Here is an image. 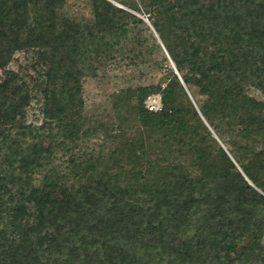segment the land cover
Instances as JSON below:
<instances>
[{
    "label": "trees",
    "instance_id": "obj_1",
    "mask_svg": "<svg viewBox=\"0 0 264 264\" xmlns=\"http://www.w3.org/2000/svg\"><path fill=\"white\" fill-rule=\"evenodd\" d=\"M36 2L0 0L1 68L15 50L35 45L43 47L51 42L38 34V24L28 21V4ZM94 2L96 27L110 30L114 16L101 13L99 8L103 4L116 6L108 0ZM210 3L199 4L198 0L194 3L198 12L191 17L193 30L186 27L184 12H179L177 38L185 44L183 50L179 49L177 38L170 47L167 44L178 69L187 70L183 79L178 80L169 70L168 76H172L165 84L136 89L139 98L148 93L160 94L163 104L158 110L141 107L139 110L142 125L162 127L168 132L165 146L156 150V159L148 166L157 167L156 170H146L141 165L148 156L143 148L116 145L107 154L100 150L93 156L84 151V156H79L82 162L76 167L80 172L77 181H63L56 175L45 177L41 185H35L30 174L31 157L50 151L36 144L26 150L19 149L20 131L26 129L29 91L12 77L0 80V125L4 127L0 142L9 140L12 144L8 146L10 152L0 160V264H76L77 260L78 264H212L219 260L221 252H231L233 258H228L226 264H235L232 261L240 257L236 252L238 236L246 232L251 238L259 237L255 221L264 216H260L264 213V194L248 183L245 176L257 184H260V175L264 176V102L255 100L250 104L227 85L233 66L227 63L234 60L232 45L238 44L242 34L237 24L236 27L230 24L227 10H217L216 3ZM174 7L179 5L173 0H155L153 10L162 13L170 10L175 14ZM45 9L50 14L53 11L51 4L46 3ZM254 13L249 14L252 22L258 20L253 17ZM42 15L38 14L37 19L41 20ZM130 18L137 19L134 15ZM156 30L161 35V29L156 27ZM65 36L61 31L55 40L61 41ZM160 37L167 43L165 36ZM210 47L214 51L208 50ZM167 55L155 60L154 67L167 65L170 59ZM255 65L248 70L252 72L251 81L264 92V76L253 73ZM244 75L250 77L247 73ZM181 81L199 87L205 96L202 106L197 109L188 106ZM68 92L69 96L63 100L45 91L44 116L59 122L65 136L76 140L82 136L79 114L84 102L79 85L73 83ZM248 110L253 115L245 114ZM199 114L208 121L221 118L227 119V124L238 125L235 135L246 144L242 145L238 139L234 145H239L237 151L250 159L244 171H232L235 161L222 145L217 146L218 154L211 157L209 144L213 137L197 127ZM10 129H17V138H9ZM114 130H121V125ZM85 131L95 132L94 129ZM253 142L260 143L261 148H251ZM176 154H186L188 164L202 170L191 173L175 160ZM210 158L214 164H209ZM69 160L75 166L74 157ZM199 202L207 206L210 228L205 238L199 239V233H195L187 240L180 232L188 217L195 213L191 212L194 204ZM197 228L200 231L207 226ZM251 231L254 232L250 234ZM91 246H95V253L89 258ZM141 247L157 251L147 256L140 252ZM161 253L168 256L163 260Z\"/></svg>",
    "mask_w": 264,
    "mask_h": 264
},
{
    "label": "rangeland",
    "instance_id": "obj_2",
    "mask_svg": "<svg viewBox=\"0 0 264 264\" xmlns=\"http://www.w3.org/2000/svg\"><path fill=\"white\" fill-rule=\"evenodd\" d=\"M108 1L116 7L111 8L103 4L99 8L101 13H110L114 16L110 30L106 31L96 27L94 0H37L36 3H29L28 21L32 22L31 24H38L40 30L38 34H43L51 42L43 47L35 45L15 50L5 63V67H0V80L12 77L15 83L26 86L30 95L26 107V129L24 128L25 131L18 129L24 132V134L20 133L22 146L19 149L26 150L27 147L36 144L50 151L49 153L43 151L31 157L30 174L35 185H41L45 177L55 178L56 175L63 181H77L80 172L76 167L80 166L82 161L79 156H84V151L91 152L93 156H96L100 150L107 154L116 145H125L134 149L143 148L148 155L142 161L143 168L152 171L157 168L150 169L148 166L151 160L156 159L154 155L157 153L156 150L165 146L168 132L162 127L159 129L153 127L154 125L147 127L142 125L139 110L140 107L148 110L160 109L163 106L161 96L158 93H148L139 98L136 89L151 84H165L172 76H168L169 70H172L178 80L183 79L182 76L187 70L181 67H179L181 70L178 69L175 59L167 49V44L170 47L172 40L180 35L177 25H180L178 14L181 10L187 17L186 27L193 30L191 17L196 11L198 12L194 7L196 0H173V3L179 5L177 8L174 7L175 14L170 10L164 13L154 12L155 0ZM198 2L199 4L215 2L217 10H227L230 24L235 27L238 25L237 27L240 28L242 35L239 34L238 44L232 45L231 50L234 60L227 61V64L233 65L228 66L230 74L227 85L241 95V98L249 100L250 104L255 100L264 102V92L253 85L252 72L248 71L252 64H257L253 73L264 76L262 59L264 0H198ZM46 3L51 4L53 10L51 14L46 12ZM256 3L262 7L258 8ZM118 8L125 11H120ZM257 9L261 12L257 13ZM254 11L253 17L258 20L254 19L255 22L254 20L252 22L249 14ZM40 13H43L41 20L37 19ZM130 15L136 16L137 19L132 20ZM125 22L128 23L123 27L122 23ZM156 27L161 29V35ZM61 31L66 33V36L61 41L55 40ZM252 33L256 34V37L252 36L254 35ZM112 34H116L117 37L112 38ZM160 36H165L167 43ZM180 39L177 38L178 46L183 50L185 44L181 43ZM208 50L214 51L211 47ZM167 54L170 56L168 64L154 67V61H159ZM50 69L51 72L48 73ZM245 73L250 77H245ZM73 83L80 86V94L84 102L79 114L82 136L76 140L65 136L59 122L44 116V92L48 91L55 99L65 100L70 94L68 91ZM180 83L184 85V96L188 100V106L192 105L194 108L202 106L205 96L200 93L199 87L192 82ZM241 112L244 113V110ZM245 114L251 116L253 112L248 110ZM226 120L216 118L208 121L199 114V121L196 124L200 131L208 132L213 137L209 144L212 148L211 157L218 154L217 146L222 145L235 161V169L232 171L242 172L250 159L243 157L237 151L236 148L240 146L234 145V142L239 139L244 145L246 141L235 135L238 125L227 124ZM118 125H121V130L115 131L114 128ZM3 129L4 127L0 125V134ZM86 129H94L95 132L86 133ZM9 131V138L17 136V129ZM5 132H8V127L5 128ZM11 145L9 140L0 142V160L10 152L8 146ZM250 145L254 149L261 148L260 143L253 142ZM71 156L74 157V161L76 160L75 166L74 162L69 160ZM175 160L189 168L193 174L202 170L201 167L190 166L186 154H176ZM210 163L214 164L211 158ZM245 178L257 191L264 194L263 174L260 175V184L248 179L247 176ZM199 203L194 204L191 212L195 213L188 217L185 227L182 228L183 231L180 232L182 238L188 240L195 233H199V239H202L208 233L210 228L206 212L208 209L206 204ZM263 215L264 213L260 216ZM255 222L257 228L255 231L259 232V237L251 238L246 232L238 236L236 252L240 257L239 260L232 261L235 264H258L262 261L264 264L262 259L264 258V216ZM200 225H205L207 228L199 231L197 227ZM253 232L251 231L250 234ZM139 250L147 256H151L150 253L155 255L154 252L157 251L152 248L145 250L143 247ZM88 253L90 258L95 253V246H91ZM161 254L163 260L168 256L166 253ZM85 255L81 258L84 259ZM231 257L233 258L231 252L229 254L221 252L219 260L212 264H226L229 262L227 259ZM163 260L159 261L167 263V260ZM77 262L78 260L76 264Z\"/></svg>",
    "mask_w": 264,
    "mask_h": 264
},
{
    "label": "water",
    "instance_id": "obj_3",
    "mask_svg": "<svg viewBox=\"0 0 264 264\" xmlns=\"http://www.w3.org/2000/svg\"><path fill=\"white\" fill-rule=\"evenodd\" d=\"M168 56V55H167Z\"/></svg>",
    "mask_w": 264,
    "mask_h": 264
}]
</instances>
